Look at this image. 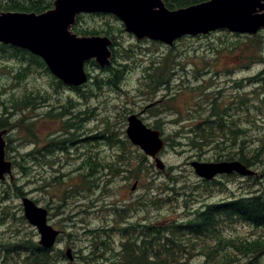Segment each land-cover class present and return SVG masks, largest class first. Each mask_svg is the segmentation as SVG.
<instances>
[{"label":"rangeland","instance_id":"obj_1","mask_svg":"<svg viewBox=\"0 0 264 264\" xmlns=\"http://www.w3.org/2000/svg\"><path fill=\"white\" fill-rule=\"evenodd\" d=\"M86 16L82 24L86 28L94 25L104 26L106 22H112L113 25L118 24L122 30L116 32L118 44L115 47L117 59L127 65V69H119L124 77L119 87L121 89L87 88L71 99L69 97L71 94L66 91L68 87L56 84L53 79L55 77L41 66L34 65L26 69L31 75L20 81L15 75L17 70L13 75H7L9 69H21V63L26 60L23 56H15L11 51H3L0 48V96L3 101L5 100L4 103L9 106L15 99L13 96L18 94H20L18 101L21 98L27 99V96H30L29 99L31 96L37 97V104L34 101L31 104L34 108L29 116L28 112L24 111V113L20 112L14 121L9 117L11 122H19L21 126L20 130L8 137L10 140L8 158L16 162L19 169L16 172L18 178L17 181L15 180L16 187L9 180L8 185L4 187L0 185V247L3 246L2 243H9L11 239L16 241L18 238H30L33 235L29 230L33 227L24 216L22 206L24 198H29L42 208L52 209L50 225L61 230L65 239V243L60 247L66 244L65 249H71L72 257L80 261L78 264H111L113 261L109 259L111 255L103 251L95 254L94 247L100 243L98 240L109 239L116 248H119L122 243L120 233L122 228L148 222L165 224L181 220L186 217L185 215L209 204L255 193L263 194L264 176L261 167L250 168L254 172L252 179L239 175L230 177L226 175L209 182L199 178L191 163L222 162L223 160L218 158L224 152L216 149L215 146L200 152L193 150L192 142H185L186 134L182 130L190 128V125L204 122L210 115L212 104L214 106L217 104L220 110L229 109L231 117L238 124L250 127L247 123L249 116L243 112L250 109L256 99L252 94L257 90L258 80L253 78L263 71L259 58L264 54V46L262 47L264 30L256 38H240L235 36L240 34L220 30L208 35L184 37L170 47L148 39L137 40L135 36L125 32L121 22L117 23L113 18L107 20L96 16L95 20L88 17L90 15ZM220 40L243 44H238L240 50L225 51L220 55L215 51V48L220 49L222 46ZM124 50L129 51L130 58L123 57ZM168 56L176 61V65L172 66L173 74L170 76L171 91L160 88L155 92V89L147 84L146 69L153 60L160 62ZM102 70L105 69H101L98 65H90L87 69L91 78L102 76ZM164 71L166 75L170 72L169 69ZM12 81L17 82L18 85L10 89L13 86ZM91 93L93 95L90 97ZM173 93H177L173 95L177 97L171 104L169 97L166 96ZM244 93H247L245 95L247 103L242 106L241 95ZM43 98L50 100L53 106H63L62 111L58 108L53 111L43 109L41 107ZM78 104L83 105L80 109L86 112L84 117L92 114L95 118L84 123L86 127L82 128V131L86 132L88 138L95 136L97 138L80 144L83 142L80 141L81 138L86 135L78 136L80 147L73 152L81 148L85 150L78 154L59 153L51 156L50 160L46 155L45 159L50 165L40 164V159L33 161L30 156L23 160V156L31 154L33 142L41 149L46 141H49L47 139L49 134L54 136L55 132L61 130L60 133L55 134L56 138H60L65 129L64 121L75 122L76 126H80L81 120L68 118L69 110ZM252 112L256 113L253 109ZM131 115H138L145 125L161 132L165 142V148L159 155L165 166L164 170L158 169L155 160L140 148L134 145L133 148L128 147V153L123 156L126 161L130 156L132 158L130 164L138 167L139 159H144V163L137 169L141 174L138 180H127L130 176L127 173L128 165L119 159L123 154L118 147L110 143L113 140L111 136L114 138L117 134H120V137L122 134L127 135L128 118ZM61 117L65 120L61 121ZM255 119L259 121V126H251L248 137L239 140L251 144V147L255 143L260 144V139L264 137V113L257 115ZM28 125L31 130L33 129V138L28 136L26 131ZM71 133L78 135L79 130L74 129ZM95 141L94 145L98 146L99 165L101 167L106 165L107 168H103L100 173H97L100 170L95 171L96 173L83 182L81 173L89 175L91 167L77 171L82 165L80 156L85 155L86 149ZM234 151L231 150L232 153ZM23 166L27 168L26 173L21 168ZM89 180L91 184L88 183ZM134 185L136 188L132 190ZM5 190H8L10 195L8 201L5 200L3 193ZM227 228L228 235L236 234L237 237L242 238L250 237L255 233L250 227L240 224L234 228L228 225ZM90 232H96L95 236ZM37 237L34 245H38ZM25 249H27L26 245L15 254L10 251L9 246H3L0 249V264H26L25 260L30 255ZM31 249H34L33 246ZM2 250H8V254ZM102 253L105 255L104 258L100 257ZM58 254L55 253V258L52 255L53 260H60L62 255L57 257ZM6 258L8 262H4Z\"/></svg>","mask_w":264,"mask_h":264},{"label":"trees","instance_id":"obj_2","mask_svg":"<svg viewBox=\"0 0 264 264\" xmlns=\"http://www.w3.org/2000/svg\"><path fill=\"white\" fill-rule=\"evenodd\" d=\"M54 1L55 0H4L0 2V10L3 12L42 14L53 8ZM206 1L208 0H164L166 7L170 10L188 8ZM96 16L107 20L108 18H113L117 23L120 22L116 17L111 15H90L88 17L95 18L96 20ZM85 17L87 16H79L77 24L73 28V31L77 35H104L110 37L113 41L112 65L102 70V76L90 77L87 88L93 90H102L104 87L121 89L119 87L124 77H122L123 74H121L119 69H127V65L117 59L115 47L118 44L116 41V32L122 30L118 24L113 25L112 22H106L104 26L94 25L86 28L82 25ZM235 36L240 38H253L252 36ZM220 42L222 45L221 48H215L217 54L221 55V53L225 51L240 50L238 44L241 42H228V40H220ZM263 46L264 42H262V47ZM0 48L3 51H11L15 56H23L26 61L21 63V69L24 71H29L26 69L34 65L46 68L42 59L32 55L28 51L5 45H0ZM218 56L219 55H217V57ZM123 57H131L128 50H124ZM259 60L260 64L263 66V71L253 78V80H258L256 84L257 90L252 94L256 99L250 109H243V113L249 116L247 123L250 124V127H246L245 124H238L233 117H231L229 109L224 108L220 110L217 108V104H215V106L212 104L210 115L205 118L204 122L190 125L188 129L183 127L185 130L182 131H185L186 134L184 137L185 142H192L191 147L193 150L200 152L210 148V146H215L216 149L224 152V154L218 158L219 160L239 161L248 168H252V166H256L257 168L261 167V172L264 176V137L260 139V144L255 143L256 146L254 145L253 147L250 146L251 144L239 141L240 139L248 137L251 126H259V121L255 119V117L264 113V54H261ZM90 65L97 66L94 61H91L88 67ZM175 65L176 61H174L171 56L164 58L163 61L160 60V62L153 60L146 69V77L148 78L147 84L152 86L155 92L160 88H163L160 90L171 91V88H169L171 82L170 76L173 74L172 69L174 67L172 68V66ZM166 69L170 70L167 75L164 71ZM47 72L50 74L48 69ZM23 74L25 73L17 75L16 78L18 81L28 76L24 75L23 77ZM53 79L56 84L60 86L63 85L62 82L55 80L56 78ZM90 85L93 87H90ZM243 92H245V90ZM176 94L177 93H173L166 96L170 99L169 103L173 104L176 101L177 96H173ZM245 95H247V93L241 95L242 106L247 103ZM27 100L28 99L25 98L20 99V101L24 103V106L20 104L23 108H26L25 103ZM252 109L256 111V113H253ZM190 117L191 115H189V118ZM180 125L181 124H179V126ZM111 138L113 139L110 142L111 145L118 147L123 154L119 159L122 160V163L128 165L127 173L130 176L127 180H138L141 174L137 169L144 163V159H139L138 167L134 164H130L132 158L128 156V161H126L123 157L128 153V147L133 148V145L127 139L126 135L122 134L120 137V134H117L114 138L112 136ZM180 144H178V146ZM231 150H235L234 153H232ZM50 153H53V151H50ZM28 156L29 155L23 156V160ZM89 164L91 165V161H89ZM99 164L98 161L97 165ZM21 168L23 172H27V169ZM91 169L89 175L83 172L81 173L80 177L83 182H86L88 178L96 173L95 171L100 170L97 172L100 173L103 167L99 165L95 168L91 167ZM249 179H252V177L250 176ZM90 181L91 180L88 181L89 184H91ZM119 215L122 217L121 211H119ZM185 216L186 217L181 220H175L165 224L148 222L122 228L120 230L122 234V243L119 248H116L109 239H104V241L98 240L100 243L94 247V253L96 254L103 251L107 255L110 254L111 256L109 259L111 261L113 260L112 264H264V193H255L234 200L209 204ZM237 224L250 227L255 233L246 238L237 237L236 234L228 235V225L234 228ZM90 233L93 236L96 234V232ZM23 248L24 247H21L19 250ZM33 248L32 259L35 261L34 264H39L49 259L48 254L43 248L38 245H34ZM26 250L27 249H25V251ZM104 253L100 255L101 258H104Z\"/></svg>","mask_w":264,"mask_h":264},{"label":"water","instance_id":"obj_3","mask_svg":"<svg viewBox=\"0 0 264 264\" xmlns=\"http://www.w3.org/2000/svg\"><path fill=\"white\" fill-rule=\"evenodd\" d=\"M53 9L42 14L0 11V44L26 50L43 60L50 73L67 86L86 85V65L94 61L101 69L112 65L113 41L108 36H78L72 31L77 17L85 14L112 15L125 32L137 40L148 39L174 46L184 37L208 35L219 30L257 36L264 30V0H208L188 8L170 10L164 0H55ZM7 131L0 132V179L12 176L13 163L6 159ZM127 137L156 166L164 170L159 155L165 148L161 133L146 126L138 115L128 118ZM196 175L213 180L219 175L254 172L239 161L192 162ZM134 185L132 190H135ZM26 221L37 229L40 245L54 246L59 234L48 224V213L29 198L22 200ZM67 258L73 259L71 250Z\"/></svg>","mask_w":264,"mask_h":264},{"label":"flooded vegetation","instance_id":"obj_4","mask_svg":"<svg viewBox=\"0 0 264 264\" xmlns=\"http://www.w3.org/2000/svg\"><path fill=\"white\" fill-rule=\"evenodd\" d=\"M85 15H100V16H103L105 14H85ZM78 17H77V21H78ZM77 21H76V24H77ZM76 24L73 26V28L76 26ZM0 45H4V44H0ZM5 46H10V45H5ZM10 47L15 48L13 46H10ZM16 49H19V48H16ZM46 69H48L47 66H46ZM87 69L88 68H86V70ZM15 70L18 71V72H16L15 75L25 73V74H23V76L24 75H28V76H26L27 78L29 77V75H31V74H29V71H24L23 69H9V72H8L7 75H13L14 72H15ZM48 71H49V69H48ZM88 75H90V74L88 73ZM12 84H13V86L10 89L16 88L15 85H18L17 82H13V81H12ZM88 84L83 85V86H80V87L67 86L65 84H63L62 86L68 87V89L66 91H68L67 93L71 94L69 97L71 99H73L72 96L76 97V95H79V93H81L85 89H87ZM0 88H1V85H0ZM19 95L20 94L13 96L15 99L12 100V102L10 103L9 106L6 103H4L5 100L3 101L2 98H1V96H0V132L1 131H7V133L4 136V139L6 141V159L7 160H10V158H8V149H9V143L8 142L10 141L8 139V137L11 134H13L14 132H16V131H18V130L21 129V126H20V123L19 122L18 123L17 122L14 123V122H11L10 119H12L14 121V118H16V116H18L20 112L21 113H24V111H27L28 112V116H29L32 113L33 108H34L31 105L33 103V101L37 104V100H36L37 97L31 96V99H29L30 96H27V99L28 100H27V102L25 104L26 105H30V106H27L26 108H23L22 106H24V103L22 101H18V96ZM92 95H93V93L90 94V97ZM41 104H43L41 106L43 109L46 108V109L51 110V111H53V110H55L57 108L62 111L61 108L63 107V106H60V105H55V106L51 105L50 104V100H47L46 98H43ZM20 106H21V108H20ZM82 106L83 105L78 104V105H75L74 108H71L69 110L70 117H68L69 120H72V119H76L78 121L81 120V122L79 124L80 126H76L74 124L75 122L69 123L67 120L64 121L65 118L61 117L62 118L61 121H64V125H65L64 128L65 129H63V133L61 134V137L60 138H56V135L55 134L60 133L61 130L58 131V132H55L54 133V136H51L49 134V136H47V139H49V141H46V144H44L43 148H41V149H39L38 145L35 142H33L34 147H33V150H31V154L29 155L30 157L33 158V161H39V159H40V164L41 163H47V165H50L49 162H47V160L45 159V156L46 155L48 156V159L50 160V157L51 156L58 155L59 153L60 154L69 155V154H74V152H76L78 154V152L85 150L84 148H81V149H77V150H75L73 152L74 149L80 147L78 145V141H79L78 140V136L86 135V137L81 138L80 141H83V142H80L79 141L80 144L85 143V142H88V140L93 141L94 139L97 138L96 136H95L96 138L95 137L88 138L87 137L88 135L86 134V132L82 131V128H85L86 127V125L84 123H88V120L95 119L94 116H92V114H87V117H84L86 115V112L84 110L80 109V108H82ZM50 107H51V109H49ZM84 112H85V114H84ZM65 113L66 112H64V114ZM90 115L92 117H90ZM5 117H7L8 120L5 119ZM9 117H10V119H9ZM42 117H44V115H42ZM32 126H34V125L32 124ZM74 129H78L79 130L78 135H76L75 133H71V131L74 130ZM26 131H28V136H30L31 138H33V136H34L33 129L31 130V127L29 125L26 127ZM95 143H96V141L92 144V146L90 148H87L86 149L87 151H86V154L85 155L80 156V159L82 161V165L78 168L80 170H77V171H81L83 168H88V167L90 168L92 166L93 167L99 166V165H97V162H98V160H97L98 159V155H97V153H98V146L94 145ZM37 149H39V150H37ZM50 151H53V153H50ZM84 159H86V160H84ZM10 161H12V163H13L12 176H10V175L7 174L5 176V179L4 180H1L0 179V185H3V187L6 186V185H8V180H9L10 183L14 184V186L16 187V183L15 182L18 179L16 172L19 169V165H17V163L14 162L13 160H10ZM89 161H91V165H88ZM79 163H81V162H79ZM102 167L103 168H107L106 165H102ZM23 169H27V168L23 166ZM233 175H237V174L234 173L232 175H229V177L230 176H233ZM3 193H4L5 197H6L5 200L8 201L9 196H10L9 193H8V190H5ZM46 210H47V213H48V224L50 225L51 224V217H52V209L48 207V209H46ZM50 226H52V225H50ZM29 230H31L33 232V235L30 238H27V237L24 238V239H19L18 238V239H16V241H13L11 239L9 243H2V245L4 247L9 246L10 247V251L12 253H15V254L19 251V248L25 247V245H26L27 252L30 255L29 256L30 259L28 258L27 260H25L26 261V264H34L35 261H33V259H32V257H33L32 250L33 249H31V247L34 246V242L36 241L35 238H36V236H38L37 237V239H38L37 240L38 246L41 247V248H43L45 250V252L49 256V259L48 260L42 261L39 264H56L57 262H58V264H78L80 262L76 258L67 259L66 260L65 257H67V251L68 250H71V249H65L66 244H65L64 247H62V248L60 247L61 244H64L65 243L64 242L65 239L63 237V232L61 230L55 229L57 232H59V234H58V236L56 238V242H55L54 246H52L50 248H44V247H42L40 245V239L41 238H40V235H39V233H38V231H37L36 228L33 227V228L29 229ZM36 232H37V234H36ZM16 236H18V235H16ZM10 238H12V237H10ZM3 246H1L0 249H2ZM2 251L5 252V254L6 253L8 254V250H2ZM55 253H59L57 255V257L59 255H62L61 258H60V260H56V259L53 260L52 255L55 258ZM4 262H8V259L7 258L4 259ZM111 264H112V262H111Z\"/></svg>","mask_w":264,"mask_h":264},{"label":"bare ground","instance_id":"obj_5","mask_svg":"<svg viewBox=\"0 0 264 264\" xmlns=\"http://www.w3.org/2000/svg\"><path fill=\"white\" fill-rule=\"evenodd\" d=\"M243 164V163H242ZM244 165V164H243ZM246 166V165H245ZM250 169V168H249Z\"/></svg>","mask_w":264,"mask_h":264}]
</instances>
